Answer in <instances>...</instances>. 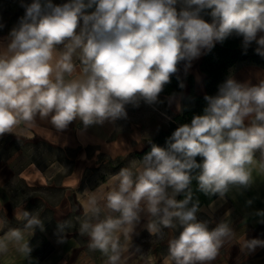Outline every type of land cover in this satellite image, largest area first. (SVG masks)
I'll return each mask as SVG.
<instances>
[{"label": "clouds", "instance_id": "clouds-1", "mask_svg": "<svg viewBox=\"0 0 264 264\" xmlns=\"http://www.w3.org/2000/svg\"><path fill=\"white\" fill-rule=\"evenodd\" d=\"M21 6L23 17L0 45V136L26 135L37 118L57 133L82 122L81 134L126 120L127 106L160 103L181 62L187 69L232 35L242 37L245 50L255 43L264 57V0H22ZM204 99L203 114L179 125L165 147L152 144L136 165L82 192L79 232L105 264H125L126 254L140 252L130 248L142 218L151 236L179 230L168 240L165 264H212L235 238L226 220L213 228L198 220L202 209L191 185L195 180L197 191L223 199L233 188L252 187L254 167L264 174V79L252 84L229 76ZM14 215L23 228L0 237V254L12 245L30 261L25 233L43 231L44 223L24 206ZM256 215L264 217V210ZM67 228V221L58 224L61 233ZM237 243L245 253L264 248L259 238Z\"/></svg>", "mask_w": 264, "mask_h": 264}, {"label": "crops", "instance_id": "crops-1", "mask_svg": "<svg viewBox=\"0 0 264 264\" xmlns=\"http://www.w3.org/2000/svg\"><path fill=\"white\" fill-rule=\"evenodd\" d=\"M22 0H0V45L8 43L7 37L13 27L25 13L21 6ZM32 0H23V3H31ZM54 4H63L67 0H52ZM260 35H264L261 33ZM242 43V37H240ZM249 47H257L255 43ZM203 55V54H202ZM201 55V56H202ZM191 62V66L185 68L184 62L179 65V73L182 77L192 74L194 77V88L199 94L205 93L201 72L199 71L200 58ZM77 72L79 71V61H76ZM232 76L238 82L258 83L259 79H264V67L248 62H238L230 70ZM188 85L185 83L181 93L175 95L159 96L160 103L149 106L141 102L142 111L141 122L134 124L130 119L134 107L127 106L128 118L118 120L115 123L106 121L103 125L90 126L82 134V122L74 121L63 133H57L47 119L37 118L35 126L26 135H14L24 141H34L41 139L51 145H55L62 153L73 152L76 157L72 160L75 173L66 174L59 184L61 196L54 205H44L40 200H44L41 195L23 192H15L11 188L14 180L6 173V162L0 161V237L4 236L9 229L23 228V223L15 219L14 211L22 206L27 211L37 215L44 223V230L35 229L31 236L30 231L25 233L29 238V245L32 248L30 261L19 254L15 247L10 245L9 251L0 254V264H105L104 257L98 250L89 249V238L79 232L80 221L83 216V202L81 194L84 190H95L99 185H103L111 177L117 174L121 168L106 174L101 180L90 184L88 177L81 185L82 178L87 175V170L95 171L98 168L100 157L108 160L121 159L124 161L123 167H133L139 162L135 153L140 152L157 131L167 125L173 115L178 113L177 105H180L182 92L187 91ZM171 98V99H170ZM163 110V116L152 115L153 110ZM160 110V111H162ZM154 116V117H153ZM139 136L141 143H137L134 137ZM5 137L0 136V139ZM100 156V157H99ZM259 161L260 153H256ZM56 163V164H55ZM63 163V162H62ZM57 161L50 162V167H57L58 172L64 169L63 164ZM93 174V173H92ZM254 183L247 190L233 188L221 199L217 196L210 203L201 205L202 211L198 213V220L208 221L209 227L213 228L221 220L230 222L234 228L236 236L228 241L220 249L219 255L212 264H264V248H257L252 253L241 252L237 243L245 236L246 239L259 238L264 240V217L256 215L259 210H264V174L258 168H253ZM15 180H22L26 185L37 183L52 187L55 185L53 176L47 177V173L33 164L16 167L14 170ZM45 176V178L43 177ZM52 180V181H51ZM74 187H78L72 191ZM74 202L71 209L70 202ZM251 200V205L246 202ZM67 221L68 228L64 233L59 232L58 224ZM146 219L142 218L140 224L136 226L132 236L131 252L136 248L140 252L125 256V264H165L168 252V240L174 235H178V229H164L161 237L151 236L147 231ZM31 236V237H30ZM63 236V242L61 237Z\"/></svg>", "mask_w": 264, "mask_h": 264}, {"label": "trees", "instance_id": "trees-1", "mask_svg": "<svg viewBox=\"0 0 264 264\" xmlns=\"http://www.w3.org/2000/svg\"><path fill=\"white\" fill-rule=\"evenodd\" d=\"M256 47H248L246 50L240 42V37L232 35L223 43H215L211 51H205L199 61V71L202 75V80L205 88L204 94H199L194 88V77L188 74L182 77L178 72L171 77V82L167 84L161 95H175L181 93L180 83L188 85V89L182 92L180 106L181 110L174 114L172 119L166 126L161 127L157 133L147 140L146 145L140 151L135 153V156L140 160L150 151L152 144L161 147L166 146V140L176 130L179 125L190 123L194 115L203 114V109L206 107L205 95H216L218 87L226 78L229 77L231 68L238 62H248L264 67V57L259 56L255 52ZM197 162H200V157H197ZM116 170V169H115ZM194 199H199L200 205L208 204L217 196H205L197 191L196 181L193 180L191 185ZM180 196L178 199H182Z\"/></svg>", "mask_w": 264, "mask_h": 264}, {"label": "rangeland", "instance_id": "rangeland-1", "mask_svg": "<svg viewBox=\"0 0 264 264\" xmlns=\"http://www.w3.org/2000/svg\"><path fill=\"white\" fill-rule=\"evenodd\" d=\"M129 107L132 108L131 105ZM153 110L152 115H159L164 119H167L166 115L163 116V110ZM132 114L131 121L136 124L138 122H141L142 119V111L140 106L138 108H134L133 111H130ZM154 117V116H153ZM169 119H167L168 121ZM76 157V154L73 152L68 153H62L60 149H58L55 145H51L41 139H35L34 141H29L21 138H16L13 136V134L6 133L5 137H2L0 139V161L6 162V173L10 175L11 179L14 180L13 183H11V188L15 192H23L24 194L30 193V194H36L41 195L44 197V200H40L42 204L44 205H54L61 196V188L59 187V184L62 182V178L66 174H72L75 173L74 163L73 159ZM100 157V156H99ZM57 161L60 164L62 163L64 166V169L58 172L57 167H50V162ZM98 168L95 171L87 170V175H84L82 178L81 185L84 184V180L87 179L91 185L95 182H98L101 180L106 174H109L115 169L122 168L124 166V161H121V159H115V160H108L105 162L104 158L99 159L98 162ZM29 164H33L41 169V172L47 173L49 176L54 174L53 181L55 183L54 186L49 187L46 185H39L37 183L26 185V183L22 180H15L14 170L15 166L20 168L23 166H28ZM56 164V163H55ZM93 173V174H92ZM45 178V176H43ZM52 181V180H51ZM78 187H74L72 191L76 190ZM71 209L74 208V202L71 199L70 202Z\"/></svg>", "mask_w": 264, "mask_h": 264}]
</instances>
